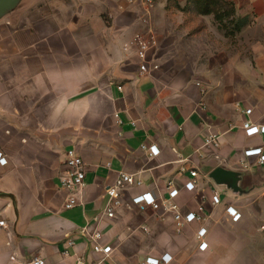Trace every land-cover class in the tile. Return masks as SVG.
<instances>
[{
  "label": "crops",
  "instance_id": "obj_1",
  "mask_svg": "<svg viewBox=\"0 0 264 264\" xmlns=\"http://www.w3.org/2000/svg\"><path fill=\"white\" fill-rule=\"evenodd\" d=\"M226 1L235 16L223 30L212 15L194 13L190 0H28L31 16L0 21V151L9 160L0 168L8 223L0 264L35 257L143 264L165 254L169 264H264V164L244 155L264 150V134L242 129L247 119L264 123V0ZM140 33L155 41L144 72L134 41ZM211 134L220 136L218 149L204 146ZM69 149L86 167L81 204L70 210L60 182ZM219 167L240 174L244 193L211 178ZM121 172L141 184L122 190L107 219V187ZM169 184L179 190L175 199ZM144 192L158 209L132 203ZM171 203L183 215L203 207V219L178 231ZM228 206L242 214L239 222ZM95 231L112 247L109 256L93 251ZM70 239L76 256L66 258Z\"/></svg>",
  "mask_w": 264,
  "mask_h": 264
},
{
  "label": "built area",
  "instance_id": "obj_2",
  "mask_svg": "<svg viewBox=\"0 0 264 264\" xmlns=\"http://www.w3.org/2000/svg\"><path fill=\"white\" fill-rule=\"evenodd\" d=\"M152 0H148L151 2ZM136 44L138 46V58L141 61L140 70L142 72L148 70V62H147V53L151 46L155 44V41L151 42L148 38L145 39L141 35L136 36ZM154 69H158L159 66L154 64ZM122 88L119 87V90ZM116 95V94H115ZM245 113L247 115L252 114V109H246ZM242 129L248 137H254L257 135L264 134V123L262 121H252L251 119H247L242 124ZM221 145L220 136L216 134L209 135L204 142V146L212 147L214 149H218ZM143 148L149 151L151 156H156L160 153V150L155 145H143ZM244 155L247 157L255 156L258 157L259 164H264V150L263 147H251L244 151ZM67 169L65 173L60 177L61 186L67 191V198L65 202V209H73L79 204H81L80 194L85 189L86 186V167L84 160L80 154L77 153L75 149H69L66 152V160H65ZM9 164V160L7 156L0 151V168L5 167ZM184 171V169H182ZM190 174L193 178L198 176L197 171H190ZM140 185L141 181L135 179V177L131 174H127L125 172H121L119 177L116 179L115 183L107 187V205L106 209L102 215V217H106L107 219H113L116 216V209L122 204V190L127 185ZM196 186V181L191 180L185 184L186 190H193ZM169 190V198L175 199L179 190L174 188L172 184L168 186ZM221 202V198L219 194H215L213 196V204L217 205ZM132 203L135 205L145 204L149 206H153L155 209H158L160 203L156 199V197L151 192H144L138 194L133 197ZM167 210L172 211L174 213V219L176 221L178 231L185 226V224H189L193 221H201L203 219L204 208L199 207L198 212H190L186 215H183L176 204L171 203L167 206ZM226 212L231 217L232 221L239 222L242 218V214L233 206H228ZM8 223L3 215L0 212V231L7 229ZM207 230L202 228L199 230L197 238L200 241L199 249L201 251H205L208 247V243L204 241V237L206 235ZM102 238V234L100 231H95L91 235L93 251L95 253H102L106 257L111 253V246H103L100 243V239ZM68 248L65 249L63 255L66 258L75 257V253H73L72 248H74L75 244L73 240L67 241ZM172 261V256L170 254H165L161 258L155 257H147L143 264H169ZM28 264H46V261L41 257H35ZM74 264H88L82 257H76Z\"/></svg>",
  "mask_w": 264,
  "mask_h": 264
},
{
  "label": "water",
  "instance_id": "obj_3",
  "mask_svg": "<svg viewBox=\"0 0 264 264\" xmlns=\"http://www.w3.org/2000/svg\"><path fill=\"white\" fill-rule=\"evenodd\" d=\"M22 0H0V21L12 15L20 6ZM211 178L218 184H227L234 192L244 193L240 186V174L224 168H217L211 173Z\"/></svg>",
  "mask_w": 264,
  "mask_h": 264
},
{
  "label": "trees",
  "instance_id": "obj_4",
  "mask_svg": "<svg viewBox=\"0 0 264 264\" xmlns=\"http://www.w3.org/2000/svg\"><path fill=\"white\" fill-rule=\"evenodd\" d=\"M190 5L197 15H212L220 25L235 16L233 3L226 0H190Z\"/></svg>",
  "mask_w": 264,
  "mask_h": 264
},
{
  "label": "rangeland",
  "instance_id": "obj_5",
  "mask_svg": "<svg viewBox=\"0 0 264 264\" xmlns=\"http://www.w3.org/2000/svg\"><path fill=\"white\" fill-rule=\"evenodd\" d=\"M28 0H22V3L20 4V8L19 10L15 11L12 15H15V18L16 19H19L18 20V23H20L24 18H28L29 16H31L33 10L31 9L32 7V4L31 3H26ZM23 7H27V10H23ZM228 23L229 21L226 20V22L223 23V25H220L218 22H216V24L219 26V29L220 30H223L224 27L228 28ZM217 26V27H218ZM222 32V31H221ZM223 33V32H222ZM137 35H141L143 36V38L147 39L146 37H144V35L142 33L140 34H137ZM136 39V37H135ZM135 41V40H134ZM135 45L137 47V53H138V46L136 44V41H135ZM138 55V54H137Z\"/></svg>",
  "mask_w": 264,
  "mask_h": 264
}]
</instances>
